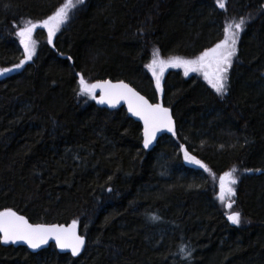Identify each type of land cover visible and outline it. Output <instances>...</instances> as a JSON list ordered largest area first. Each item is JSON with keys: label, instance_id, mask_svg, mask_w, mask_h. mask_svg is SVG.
Masks as SVG:
<instances>
[{"label": "trees", "instance_id": "obj_1", "mask_svg": "<svg viewBox=\"0 0 264 264\" xmlns=\"http://www.w3.org/2000/svg\"><path fill=\"white\" fill-rule=\"evenodd\" d=\"M64 2L0 0V68L23 59L19 27ZM225 2L84 0L51 44L46 29L35 31L36 56L0 76V211L76 220L87 245L73 256L0 242V264H264V0ZM240 17L225 94L180 69L157 91L146 67L154 52L195 59ZM77 74L130 83L172 110L175 135L145 149L142 125L79 94ZM181 145L210 171L185 160ZM233 168L229 210L218 177ZM229 211L241 212L240 225Z\"/></svg>", "mask_w": 264, "mask_h": 264}, {"label": "snow or ice", "instance_id": "obj_2", "mask_svg": "<svg viewBox=\"0 0 264 264\" xmlns=\"http://www.w3.org/2000/svg\"><path fill=\"white\" fill-rule=\"evenodd\" d=\"M84 0H65L62 6L42 21L33 22L28 20L19 30L16 36L23 48V59L13 68H0V76L5 75L15 69L22 68L28 61H31L36 51V41L33 34L38 28L47 30V42L51 44L56 33L70 18V11L82 4ZM220 9L226 8L225 0H216ZM246 19L240 17L233 19L231 23H226L223 32V39L213 47L202 51L199 56L192 60L181 57H170L168 60L160 59L158 53L154 54L152 62L146 67L155 78L157 91L162 92L161 79L167 68H183L187 76L189 72H199L207 83L217 94L223 95L227 92L228 73L233 64V58L237 56V44L240 33L244 30ZM71 59V57H69ZM78 93L89 96L99 104H108L115 107L121 101L127 103L128 111L143 121V144L145 148L156 138V133L167 130L175 135V126L170 110L162 103H151L139 92L134 90L123 81L113 83L111 80H98L89 82L82 74H77ZM97 91L100 95L97 98ZM185 160L199 165L206 172L210 171L207 165L203 164L195 156L189 155L187 149L181 145ZM236 169L226 171L218 177L219 201L229 210L233 209L236 196L234 185L238 183L235 176ZM213 179H217L213 174ZM111 191V189H109ZM152 220L159 217L152 216ZM227 219L233 225H240L242 214L239 211H229ZM78 221L73 220L68 226L60 224H32L23 215H19L11 208L0 211V242L4 244L23 241L32 249H38L41 245L47 244L50 239H54L60 249H69L73 256L80 254L85 245V238L77 233ZM185 253V248L180 249ZM192 250H188L185 259L190 258Z\"/></svg>", "mask_w": 264, "mask_h": 264}, {"label": "water", "instance_id": "obj_3", "mask_svg": "<svg viewBox=\"0 0 264 264\" xmlns=\"http://www.w3.org/2000/svg\"><path fill=\"white\" fill-rule=\"evenodd\" d=\"M117 82H119V80H117L116 82H113V83H117ZM123 82H125V81H123ZM126 84H128L130 87H132L134 90H136L137 91V89L134 87V86H132L130 83H128V82H125ZM138 92V91H137ZM98 96H97V98H99V95H100V93H99V91H97V93H96ZM146 98V97H145ZM147 99V98H146ZM96 103H97V101H96ZM100 107L101 106H106V107H110L111 109H113V110H116V109H120V108H122V107H125L126 108V110L128 111V106H127V103H125L124 101H121L119 104H117L115 107H112V106H110V105H108V104H99V103H97ZM170 110V109H169ZM128 113H129V115L134 119V120H137V121H139L140 123H141V125H142V127H143V130H144V125H143V121L142 120H140L138 117H136V116H133L129 111H128ZM170 113H171V115H172V119H173V121H174V126H175V129H176V121H175V118H174V116H173V112H172V110H170ZM172 133L171 132H168L167 130H161V131H159V132H157L156 133V138L152 141V143L148 146V148H145V149H147V150H152L155 146H156V144H157V142H158V140H159V138L160 137H162L163 135H171ZM15 211V210H14ZM18 213V212H17ZM19 215H22V214H20V213H18ZM24 216V215H23ZM25 218L26 219H28V221L30 222V223H32V224H38V223H33V222H31L30 220H29V218L28 217H26L25 216ZM72 223V222H71ZM71 223H67V224H64V223H40V224H60V225H64V226H68V225H70ZM77 233L79 234V235H82V233H81V229H80V226H79V224H78V227H77ZM83 236V235H82ZM84 238H85V245H84V247L81 249V252H80V254L79 255H81L82 253H83V251L85 250V247H86V245H87V238L84 236ZM4 244V243H3ZM51 244H54V245H56V242H55V240L54 239H50L49 241H48V243L47 244H44V245H41V247L40 248H38V249H32V248H30L26 243H24L23 241H18V242H16V243H8V244H5V245H11V246H14V247H19V246H24V247H27L29 250H31L32 252H35V253H37V252H40V251H42L43 249H46V248H48ZM57 246V245H56ZM57 248L61 251V252H63V253H71V251L69 250V249H60L58 246H57ZM79 255H77V256H79Z\"/></svg>", "mask_w": 264, "mask_h": 264}, {"label": "rangeland", "instance_id": "obj_4", "mask_svg": "<svg viewBox=\"0 0 264 264\" xmlns=\"http://www.w3.org/2000/svg\"><path fill=\"white\" fill-rule=\"evenodd\" d=\"M71 11H72V10H71ZM71 11H70V13H71ZM156 53H158V56H159L160 59L168 60V59L170 58V57H164V56H162L158 51H156V52L153 53V55H152V59H153V57H154V54H156ZM36 54H37V53H36V51H35V55H34L33 57H35ZM172 57H174V56H172ZM152 59H151V62H152ZM151 62H150V63H151ZM150 63H149V64H150ZM170 69H180V70H183V71H184L183 68H167V69L164 71V73H163V76H162L161 82H162L163 79H164V74L166 73V71H167V70H170ZM147 70L149 71L148 68H147ZM149 72H150V74H151V76H152L151 71H149ZM152 77H153V76H152ZM153 78H154V77H153ZM154 79H155V78H154ZM233 198H234V197H233ZM233 198H232V199H233Z\"/></svg>", "mask_w": 264, "mask_h": 264}, {"label": "bare ground", "instance_id": "obj_5", "mask_svg": "<svg viewBox=\"0 0 264 264\" xmlns=\"http://www.w3.org/2000/svg\"><path fill=\"white\" fill-rule=\"evenodd\" d=\"M107 80H110V79H107ZM98 81V80H97ZM112 82H116V81H114V80H111ZM138 91V90H137ZM141 95H143L144 97H146L144 94H142L140 91H138ZM147 98V97H146ZM148 99V98H147ZM149 100V99H148ZM149 102H151L150 100H149ZM151 103H153V102H151ZM101 107H106V106H101ZM106 108H108V107H106ZM123 108H125V107H123ZM166 108H168V107H166ZM108 109H110V110H113V109H111L110 107L108 108ZM126 109V108H125ZM168 109H170V108H168ZM117 110V109H116ZM171 110V109H170ZM127 111V110H126ZM128 112V111H127ZM129 114V113H128ZM130 116V115H129ZM131 117V116H130ZM132 118V117H131ZM137 121V120H136ZM137 122H139V121H137ZM140 123V122H139ZM141 124V123H140ZM143 128V127H142ZM184 148H185V146H183ZM145 148V147H144ZM52 245H54V244H52ZM50 247V246H49ZM86 248V247H85ZM59 250V249H58ZM31 251V250H30ZM60 251V250H59ZM32 252V251H31ZM84 252V251H83ZM33 253H35V252H33ZM38 253V252H37Z\"/></svg>", "mask_w": 264, "mask_h": 264}]
</instances>
